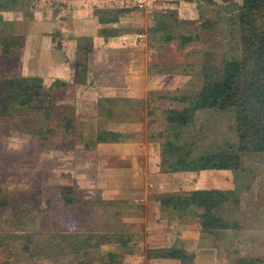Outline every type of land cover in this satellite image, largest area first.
Instances as JSON below:
<instances>
[{
    "label": "rangeland",
    "instance_id": "374dc122",
    "mask_svg": "<svg viewBox=\"0 0 264 264\" xmlns=\"http://www.w3.org/2000/svg\"><path fill=\"white\" fill-rule=\"evenodd\" d=\"M71 1L0 0V85L10 78L23 79L22 83L25 78L41 79V90L31 103L13 104L7 114L0 106V264H151L155 258H148L147 253L153 247L141 238H132L126 245L104 244L100 251L80 256L69 253L68 245L64 252L45 251L41 256L23 249L24 234H38V239L47 240L53 249L59 241L56 234L131 231L135 226L121 227L113 222V216L116 221L122 218V211L117 209L113 215L112 202L103 203L89 185L95 177L87 154L89 147L97 142L100 132L109 131V123L138 124L156 115L166 118L169 110L192 106L191 97L198 92L177 89L151 93L146 99L104 97L92 89L96 85L85 82V78L80 81V75L67 84L51 79L45 62L56 56V48L64 50L72 43L76 45L77 64L87 61L80 51L89 43V37H72L62 18V10ZM100 1L97 5L106 8L133 10L132 19H122L116 25L123 31L143 33L144 16H149L143 33L149 46H135V52H141L137 67L142 70L144 65L147 67L143 59L149 49L157 60L149 66L157 67L156 62H160L161 70L177 74L183 71L201 85L205 55L211 56L215 67L241 56L235 17L242 0ZM124 12L120 16H125ZM168 33L173 40H166ZM185 34L199 37L182 45L179 37ZM224 105L197 111L190 123L193 127L169 134L176 140L181 138L175 149L169 150L176 156L174 162L187 155V150L192 156L193 150L204 153L203 157L230 159L240 155L235 112L229 103ZM229 161L231 170L226 176L232 177L233 185L223 191L235 190L239 203L226 207L222 214L231 227L221 229L231 237L227 250L231 249L232 254L226 264H237L243 257L264 260V152H246L240 155L238 164ZM202 220L201 225L205 218ZM49 234L55 237L48 238ZM180 264H192V259L180 260Z\"/></svg>",
    "mask_w": 264,
    "mask_h": 264
},
{
    "label": "crops",
    "instance_id": "0c3cea01",
    "mask_svg": "<svg viewBox=\"0 0 264 264\" xmlns=\"http://www.w3.org/2000/svg\"><path fill=\"white\" fill-rule=\"evenodd\" d=\"M93 1L72 0L70 6L62 10L67 32L75 38L80 34L89 37L87 48L80 51L81 58H87V61L80 60L77 64L76 45L72 43L64 50L55 47L56 56L45 62L51 79L67 84L75 82L80 75V81L85 78V82L96 85L92 89L98 96L104 97L146 99L155 92L201 89L202 80L201 85L195 80L196 87L194 78L183 71L177 74L174 70H161L160 62H156L157 67L149 66L152 60L157 61L151 57L149 49L148 52L146 49L143 59L147 67L144 65L143 70L137 67L142 57L141 52H135V46L137 43L149 46L143 34L148 27L149 16H144L143 33L123 31L116 25L122 23V19H132L133 10L128 9L123 13L125 16L111 20L108 16L95 15L94 7H106L97 5L98 0ZM102 18H106L105 21ZM102 29L110 32L105 36L101 33ZM49 43L54 45L50 39ZM124 54L129 56L125 58ZM146 118V122L138 124L117 122L107 125L106 130L113 131L116 136L114 140L90 145L87 154L91 156L89 163L93 165L95 177L89 180V185L103 203L112 202L113 215L117 209L122 211V218L116 221V216H113V222L121 227L125 224L135 226L128 233L149 242L153 249H183L191 256L192 264H226L228 256L232 254L231 249L227 250L230 235H224L221 230L204 229L201 225L204 219L202 209L192 203L183 206L177 203L175 197L168 198L197 189H230L232 177L226 176V171L231 169L174 170L171 165L176 156L167 145L175 147L181 138L176 140L175 135L169 134H178L180 129L193 126L190 123H170L158 115ZM193 153L195 157L205 155L198 150H193ZM138 226L142 229H138ZM122 232L127 231H115ZM150 263L180 264V260L155 258Z\"/></svg>",
    "mask_w": 264,
    "mask_h": 264
},
{
    "label": "trees",
    "instance_id": "16d2710c",
    "mask_svg": "<svg viewBox=\"0 0 264 264\" xmlns=\"http://www.w3.org/2000/svg\"><path fill=\"white\" fill-rule=\"evenodd\" d=\"M123 9L96 8L95 15L108 16L115 20L120 16ZM106 18H102L105 21ZM108 19V20H110ZM163 23V22H162ZM238 27L239 41L241 43V56L232 57L222 62L221 66H213L211 56L205 55L201 66L202 87L191 97L193 105L185 109H172L167 112L166 120L170 123L185 125L193 121L194 115L199 110L224 108L230 104L235 112V125L238 131L240 155L246 152H264V0H242L238 5L235 17ZM109 30L102 29L105 36ZM167 41L173 40L172 34L168 33ZM194 36L182 35L179 37L181 44L190 43ZM23 80V79H22ZM7 79L0 85V106L4 114H7L11 105L29 104L41 90L40 78ZM36 82V83H35ZM162 96V95H161ZM184 100V98H182ZM71 124H67L69 128ZM97 142L114 140L116 133L110 131L100 132ZM174 150L175 147L167 145ZM172 165L174 170H199V169H222L230 168V161L240 162V155L230 159L218 157H195L192 151L187 150ZM0 191V201H1ZM176 198L183 206L194 204L202 209L205 218L204 229H227L231 228L222 214L230 205H238L235 190L223 191L219 189H197L190 192H181L168 200ZM34 207V206H33ZM59 240L51 249L48 241L38 239V234H24V252H34L37 255L49 251H66L74 256L100 251L104 244H129L133 234L124 233H98L81 232L72 235L56 234ZM49 234L47 237H55ZM39 252H35L34 250ZM150 252V253H149ZM147 253L148 258H166L185 260L191 258L185 250L178 248L153 249ZM113 256V255H112ZM237 264H264V260L254 257L238 259Z\"/></svg>",
    "mask_w": 264,
    "mask_h": 264
}]
</instances>
